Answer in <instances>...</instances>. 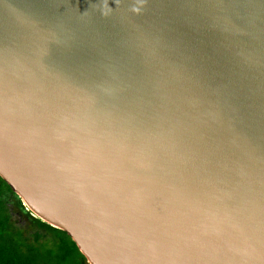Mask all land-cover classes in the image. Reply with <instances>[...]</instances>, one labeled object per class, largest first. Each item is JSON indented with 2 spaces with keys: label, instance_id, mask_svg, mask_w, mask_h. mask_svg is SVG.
<instances>
[{
  "label": "water",
  "instance_id": "water-1",
  "mask_svg": "<svg viewBox=\"0 0 264 264\" xmlns=\"http://www.w3.org/2000/svg\"><path fill=\"white\" fill-rule=\"evenodd\" d=\"M0 178L87 264H264V0H0Z\"/></svg>",
  "mask_w": 264,
  "mask_h": 264
},
{
  "label": "trees",
  "instance_id": "trees-1",
  "mask_svg": "<svg viewBox=\"0 0 264 264\" xmlns=\"http://www.w3.org/2000/svg\"><path fill=\"white\" fill-rule=\"evenodd\" d=\"M14 215L20 218L17 222ZM0 264H87L66 232L26 211L0 178Z\"/></svg>",
  "mask_w": 264,
  "mask_h": 264
},
{
  "label": "rangeland",
  "instance_id": "rangeland-1",
  "mask_svg": "<svg viewBox=\"0 0 264 264\" xmlns=\"http://www.w3.org/2000/svg\"><path fill=\"white\" fill-rule=\"evenodd\" d=\"M14 220H16L17 222H19L20 221V218L18 216H15L14 215Z\"/></svg>",
  "mask_w": 264,
  "mask_h": 264
}]
</instances>
